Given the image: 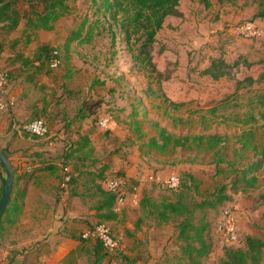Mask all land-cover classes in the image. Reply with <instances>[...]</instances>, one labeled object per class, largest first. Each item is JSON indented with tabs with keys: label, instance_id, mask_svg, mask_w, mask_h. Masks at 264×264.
Wrapping results in <instances>:
<instances>
[{
	"label": "rangeland",
	"instance_id": "rangeland-1",
	"mask_svg": "<svg viewBox=\"0 0 264 264\" xmlns=\"http://www.w3.org/2000/svg\"><path fill=\"white\" fill-rule=\"evenodd\" d=\"M259 1H182L180 5L183 10L177 7V11L169 17L156 42L150 47L156 68L162 73L159 84L155 78L148 79L146 73H129L128 58L118 48L116 51L110 47L105 35H95L90 43H66L67 36L76 29L87 10L85 0H67L68 12L51 30H23V22L11 31L0 26V70L6 71L8 81L25 75H33L36 81L26 88L31 92L30 104L27 108L22 107L24 111L21 121L13 124L9 120L5 127H0V145L6 147L5 150L15 167L22 161L24 154L9 152L8 146L24 142L58 147L40 153L44 162L52 166L56 156L61 167L56 166L53 171L42 172L41 178L30 186L33 188L58 186L60 191L69 188V179H64V164L69 166L66 173L74 165H79L81 171L106 167L105 178L113 174V164L117 158L134 161L129 162L140 171L139 177L131 178L118 170L126 177L125 189L129 195L136 190L140 194L145 191L154 199L175 200L183 188L185 202L191 204L201 201L218 187L224 186L228 199L215 208L196 209L195 217L204 216L211 230L223 209L235 202L239 206L238 215L242 225V232L238 229L239 246L243 247L246 236L262 237L264 164L256 173L257 181L253 187L240 183L234 185L237 170L251 162L254 153L247 151L246 158L236 162L233 154V150L239 146L237 137L241 130L252 129L258 149L264 145V119L249 124L243 121L250 111L257 118L259 116L258 109L250 108L247 101L264 88V34L256 39L245 40L233 32L235 25L254 20L253 15L258 9ZM261 27L264 31V23ZM43 44L58 51L59 66L50 68L44 64L40 70H34L31 64L22 67V57H30ZM218 57L227 63L224 67L226 74L218 79L202 74V70L211 60ZM246 76H250L253 82H243L234 96L232 93L235 91L236 81ZM8 85L9 82L4 88L5 92ZM148 85L156 89L155 91L160 87L170 100L182 102L183 105L173 110L159 94L146 95L144 90ZM230 95L233 96L226 100L230 107L223 109L219 104ZM213 106L221 109L219 114L209 113ZM14 109L15 103L4 113H12ZM82 113L88 115L83 122L90 126L83 132H90L92 142L99 148L93 146L94 150L87 155L85 162L76 163L73 159L61 161L58 156L68 153L72 143L79 137L73 129L77 127L75 118ZM34 117L45 120L49 128L48 135L38 140L29 137L28 133H18V138L14 139L19 125ZM102 118H108L107 129H101L98 125ZM157 126L174 136L215 134L226 137L222 153L226 162H222L217 170L212 160V151L203 148H178L169 156L140 154V143L155 135ZM172 174L179 178L180 185L176 190L165 184V179ZM188 175H192L195 180L192 181ZM5 176L2 172L1 177ZM45 200L49 201V197H45ZM48 205L50 207L52 203ZM87 224L86 229L96 222ZM169 224L173 227L172 223ZM108 225L110 226L109 223ZM114 237L118 239L117 236ZM209 237L213 240L214 249L201 258L199 264H220L225 246L219 241L216 242L213 234ZM167 246L174 263L190 264L181 257L176 242L173 241ZM122 253L114 258L119 264H129L126 254ZM161 261L162 259L156 264ZM262 261L264 263V252Z\"/></svg>",
	"mask_w": 264,
	"mask_h": 264
},
{
	"label": "trees",
	"instance_id": "trees-1",
	"mask_svg": "<svg viewBox=\"0 0 264 264\" xmlns=\"http://www.w3.org/2000/svg\"><path fill=\"white\" fill-rule=\"evenodd\" d=\"M66 1L0 0V26L11 31L16 29L20 22H23V30H51L54 24L68 12L69 7ZM85 1L87 2V10L76 29L72 30L67 36L66 43L72 41L77 43H90L95 35H105L108 38L109 46L116 51L118 48L128 58V62L130 63L129 73L132 75L146 73L148 79L155 78V81L159 84L162 73L156 68L150 47L156 42L157 33L162 28L166 17L177 11L180 0ZM253 16L254 20L259 21L262 26L264 23V0L258 2V9ZM54 50L56 49L48 44L39 46L30 57H22V67L31 64L34 70H40V67L44 64L49 66V60ZM58 58L60 61L59 55ZM226 66L227 63L224 59L220 57L213 58L209 65L202 70V74L208 75L212 79H218L226 74L224 71V67ZM24 79L33 84L36 82L33 75H25ZM7 82H9L8 75ZM243 82L250 84L253 80L250 76H246L236 81L235 91L232 93L234 96L237 95L236 93ZM155 90L148 85L144 92L150 96L159 94L163 100L168 102L169 107L173 110L183 105L182 102L170 100L161 91L160 87L157 90L158 92ZM232 96L230 95L228 99L226 98L221 101L219 106H222L223 109H228L230 105L226 100H230ZM247 102L250 108L258 109L259 116L257 118L250 111L245 115L244 123H255L259 119H264V88ZM220 110L219 107L213 106L209 109V113L219 114L218 112ZM222 113L221 115H223ZM86 116L87 114L82 113L75 118V121H80ZM73 131L77 132L79 137L72 143V147L68 153H64L63 160L64 162L69 159H73L76 163L78 161L85 162L88 159L87 155L94 150L90 146L91 139L88 133L82 132L80 126H77ZM254 138L255 132L252 129L241 130L237 137L239 146L233 150L235 162L245 159L247 151L253 152L254 156L251 162L237 170L236 183L234 185L240 183L246 187H253L257 181L256 173L264 164V145L261 149H258ZM225 141L226 137L215 134L174 136L164 128L157 126L156 134L149 137L147 141L140 143L139 153L142 155L169 156L178 148L189 150L203 148L212 151V160L216 169L219 170L221 163L226 162L222 154L225 148L223 145ZM4 155L7 158L5 153ZM258 155L260 157H257ZM56 166L55 164L53 166L48 165L42 159L41 165L25 171L24 174H17L13 169V184L10 200L0 219V229L4 221L13 224L15 221L14 217L23 209L26 189L31 178L40 172L53 171L54 168H57ZM106 171V167L104 169H94L93 171H86V169L85 171H81L79 165H74V168L67 173L69 179H67L68 184L71 187L72 185L76 186L79 184L83 187H89L94 189L95 195L103 198L97 207L100 209L106 208V212L99 215L100 219L96 224H108L107 221L114 219L115 215H117L112 210L115 194L107 191L103 187V182L109 177L124 175V173L116 170L112 171L113 174L104 178ZM2 172L5 173L0 163V177ZM81 178L83 179L81 180ZM188 178L192 181L195 180L192 175H188ZM2 179L1 177L0 196ZM184 197L183 188L175 200L167 198L154 199L145 191L142 192L138 201L141 212V218L138 219V223L142 219L151 220L156 225L172 223L175 242L178 244L181 257L186 259L190 264H199L201 258L206 257L212 252L214 244L212 243L213 240L209 237L212 235V229L210 230L209 223L205 220L204 216L196 218L194 213L196 209L215 208L217 205L226 201L228 195L225 192V187L220 186L199 202L194 201L188 204L185 202ZM76 238L87 242L86 253H92L95 261L101 260L107 255L99 240L93 238L84 239L81 237V234ZM215 241L217 242V240ZM223 246L225 247L222 250L220 264H263L264 232L262 237L246 236L243 241V247ZM120 252L122 250H119L117 255ZM113 259H115V264H119L116 258Z\"/></svg>",
	"mask_w": 264,
	"mask_h": 264
},
{
	"label": "crops",
	"instance_id": "crops-1",
	"mask_svg": "<svg viewBox=\"0 0 264 264\" xmlns=\"http://www.w3.org/2000/svg\"><path fill=\"white\" fill-rule=\"evenodd\" d=\"M182 1L184 0H180L178 5L180 10H183L180 5ZM170 16L166 17L162 28ZM162 28L158 31L156 39ZM31 84L33 83L28 82L24 77L9 80L6 93L14 100L16 109L12 113L0 112L2 114H0V127H5L9 120L13 124L21 121L22 112L24 111L22 107L27 108L30 104L29 96L31 92L26 88ZM52 104H55V102ZM87 116L77 121V126H80L82 132L90 128L88 123L83 122ZM16 131L14 139L18 138V133H25L19 129H16ZM87 133L91 139L90 146L92 148L96 146V149L99 148L92 142L90 132ZM27 135L38 140L42 139L30 134ZM51 146L47 144L40 146L36 143L28 144L24 142L12 147L8 146L9 152L24 154V157H22L23 162L19 161L17 167L7 154L6 147L0 145V149L7 155L12 171L14 169L17 170V174H24L25 171L42 164L41 151L58 149V147ZM63 155L64 153L58 156L61 161H64ZM54 158L56 159L52 163L60 166L57 157ZM129 161L126 158H117L112 170H122L125 176L131 178L139 177L140 171L131 165L134 161H130L131 163ZM63 166L67 172L69 166L66 164ZM66 172L64 178H68ZM41 174V172L35 174L29 181L23 209L14 217V223L10 224L4 221L1 226L0 264H115V259L107 255L101 260L95 261L92 253H86L87 242L76 238L87 230V223L97 222L100 219L99 215L106 212V208L100 209L97 207L103 198L95 195L94 189L83 187L80 184L72 185V187L68 186L69 188L63 191H60L58 186L57 188L53 186H50V188L44 186L30 187L39 179ZM36 185H38L37 182ZM141 195L142 192L140 194L136 190L132 195L127 192L126 206L115 215L114 219L107 221L111 226L112 234L117 236L121 250L126 254L129 264H156L160 259L162 261L159 264H176L174 263L175 260L171 259L172 257L168 254L169 247L167 246L173 241L175 242L174 228L169 223L156 225L151 220L146 219H142L138 223V219L141 218L138 206ZM45 197H49V201L45 200ZM49 203H52V206L49 207ZM240 219L238 215V226L242 232Z\"/></svg>",
	"mask_w": 264,
	"mask_h": 264
},
{
	"label": "built area",
	"instance_id": "built-area-1",
	"mask_svg": "<svg viewBox=\"0 0 264 264\" xmlns=\"http://www.w3.org/2000/svg\"><path fill=\"white\" fill-rule=\"evenodd\" d=\"M233 32L241 38L256 39L263 35V28L260 26V22L257 20H248L239 23L233 27ZM59 58L57 50L52 52L49 60L50 68H56L59 66ZM7 85V73L0 70V112H6L12 108L14 100L5 92L4 88ZM98 125L101 129H107L108 118H102L99 120ZM19 130L28 133L38 138H45L49 133V128L42 117H34L19 125ZM66 176V175H65ZM68 179L67 177L65 178ZM126 177L124 175L112 176L107 178L103 182V187L115 194L112 210L115 213L121 212L126 206L127 192ZM165 184L176 190L179 186V178L176 174L169 175L165 179ZM238 210L239 206L233 202L229 206L225 207L218 216L213 229L212 234L223 245L227 246H239V226H238ZM81 237L84 239L93 238L100 241L107 256L114 258L119 250H121L120 243L114 238L111 228L107 223H99L94 225L81 233Z\"/></svg>",
	"mask_w": 264,
	"mask_h": 264
},
{
	"label": "water",
	"instance_id": "water-1",
	"mask_svg": "<svg viewBox=\"0 0 264 264\" xmlns=\"http://www.w3.org/2000/svg\"><path fill=\"white\" fill-rule=\"evenodd\" d=\"M0 163L3 166L6 176L2 179V189L0 196V219L9 203L12 184H13V171L9 160L5 157L4 153L0 149Z\"/></svg>",
	"mask_w": 264,
	"mask_h": 264
}]
</instances>
